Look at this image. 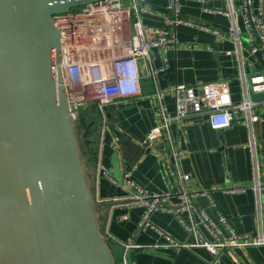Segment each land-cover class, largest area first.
<instances>
[{"label":"crops","instance_id":"obj_1","mask_svg":"<svg viewBox=\"0 0 264 264\" xmlns=\"http://www.w3.org/2000/svg\"><path fill=\"white\" fill-rule=\"evenodd\" d=\"M262 19H264V0ZM235 5L237 0H231ZM128 4V1H126ZM207 6L216 10L226 7L225 0H208ZM146 11L137 12V18L143 25L161 27L162 14L167 13L166 0H144L139 3ZM198 0H183L180 16L206 25L219 28L226 33L229 20L220 13H208L202 10ZM134 18L130 11L129 21ZM235 19L241 31V52L246 63V72L262 67L257 54H249L246 38L242 34L240 17ZM130 31L125 28V35ZM175 37L180 44L176 49H168L160 54L156 49L149 51V61H137L140 76V92L127 98L113 97L105 107L109 114L100 129V141L96 143V161L91 164L87 142L81 141L80 149L84 157L88 175L89 191L96 208L98 226L101 233L121 245L137 244L130 251L131 264H264V245L244 247L223 251L215 258L205 248H177L167 246L166 236L180 243H186L191 237L179 226L176 218L169 213L153 212L149 219L155 226L138 227L143 208L138 205L127 207V192L111 184L106 172L116 180L131 169V180L146 190L170 192L168 203H175L180 188L176 181L177 172L187 173L189 178L184 186L189 191H208L220 213L230 223L237 234L252 233L258 223L255 216L254 190L251 187L253 169L250 160L249 142L252 139L259 146L261 176L264 185V102H256L253 113L259 118L248 128L235 111V119L228 128L215 130L204 119H185L178 126L171 125L175 146L183 157L177 167L165 143L158 142L155 149L142 151L137 141L147 134L157 122L152 111L155 104L156 88L172 84H196L225 79L230 98L236 103L241 98L240 82L237 78L238 56L232 53L233 44L229 39L215 37L200 29L180 24L174 28ZM215 49V50H213ZM230 52L227 54L226 52ZM155 71V72H153ZM172 95L165 94L164 104L167 111L172 110ZM89 107L87 114L89 113ZM84 112V111H83ZM105 123L112 124L119 133L111 132L110 144L101 142ZM77 124V122H76ZM82 140V139H80ZM103 170L104 172L102 173ZM106 171V172H105ZM243 186V190H235ZM234 189V190H233ZM260 227L264 234V188L260 192ZM195 204L210 213L206 196L194 198ZM125 214V219L118 217ZM119 263V261H117ZM120 264V263H119Z\"/></svg>","mask_w":264,"mask_h":264},{"label":"water","instance_id":"obj_2","mask_svg":"<svg viewBox=\"0 0 264 264\" xmlns=\"http://www.w3.org/2000/svg\"><path fill=\"white\" fill-rule=\"evenodd\" d=\"M95 1L103 0H0V264H119L123 256L99 229L91 171L54 69L61 30L52 16ZM249 100L264 102V92L249 91ZM90 111L95 123L83 140L94 165L104 122L95 103ZM104 130L108 145L119 132Z\"/></svg>","mask_w":264,"mask_h":264},{"label":"built area","instance_id":"obj_3","mask_svg":"<svg viewBox=\"0 0 264 264\" xmlns=\"http://www.w3.org/2000/svg\"><path fill=\"white\" fill-rule=\"evenodd\" d=\"M128 1V4L126 3ZM144 0H103L81 6L78 11L69 10L64 14L52 16L53 24L61 30L57 53L58 65L63 78L64 91L68 100L69 112L74 121L80 117L91 104L95 103L96 110L103 114L102 107L106 106L113 97L127 98L140 92V76L137 61H149V51L156 49L160 54L168 49H176L178 43L174 28L180 24L203 30L223 39H229L233 44L232 53L238 56L237 78L240 82L241 98L233 103L225 79L196 84H172L163 88H156L155 104L152 111L157 117L156 124L146 135L137 141V147L142 151L153 150L158 142L165 143L174 164L184 152L174 144L171 125L178 126L185 119H204L210 128L215 130L228 128L235 119L234 112L244 124L251 128V124L259 118L253 113L256 102L249 100V91L264 92V19H262V0H237L235 5L231 0H225L224 9H212L207 6L208 0H198L202 3V10L208 13H220L229 20L226 33L219 28H213L201 21H193L180 16V5L183 0H166L167 13L162 14L161 27L142 24L137 18V12H144L140 6ZM130 11L134 18L129 21ZM239 16L242 34L246 38L248 53L259 55L262 67L252 72L245 71L246 63L241 52L242 35L239 31L235 16ZM114 16V18H112ZM109 26V33L102 31V26ZM130 31L125 35V28ZM117 43L115 50L110 46ZM109 50V51H108ZM229 54L230 52H226ZM155 72V71H153ZM172 95V110H166L165 94ZM203 118V116H205ZM104 120V119H103ZM104 122V121H103ZM250 160L253 169L255 198V216L258 218L256 229L250 234H237L227 218L219 212L208 191H189L184 186L189 178L187 173L177 172L176 181L180 188L176 194V202L168 203L170 192H154L146 190L134 183L130 178V170L122 174L120 181L109 175L111 184L120 187L126 194V206L138 205L143 208L138 227L155 229L149 216L153 212L169 213L176 218L181 229L191 240L180 243L170 236H166L167 246L177 248H205L215 258L223 251L264 245V234L261 231V198L260 192L264 185L260 183L261 162L259 146L251 139L249 142ZM104 172V171H103ZM238 187L235 190H243ZM234 190V189H233ZM206 196L209 200L210 213L199 208L194 198ZM125 219V214L118 217ZM105 236V234H104ZM106 237V236H105ZM107 238V237H106ZM123 256L118 259L120 264H129L126 252L138 247L137 244L123 245Z\"/></svg>","mask_w":264,"mask_h":264},{"label":"trees","instance_id":"obj_4","mask_svg":"<svg viewBox=\"0 0 264 264\" xmlns=\"http://www.w3.org/2000/svg\"><path fill=\"white\" fill-rule=\"evenodd\" d=\"M85 111H87V109ZM85 111L75 121V128L79 133L78 138L82 139L83 142H85L83 139L91 132L90 129L95 123V118L93 117V113L90 111V106L88 111L91 115L87 114Z\"/></svg>","mask_w":264,"mask_h":264},{"label":"bare ground","instance_id":"obj_5","mask_svg":"<svg viewBox=\"0 0 264 264\" xmlns=\"http://www.w3.org/2000/svg\"><path fill=\"white\" fill-rule=\"evenodd\" d=\"M112 18H114V16H113ZM102 27H103V28H102V31H103V32H107V33H109V31H110L109 26L104 25V26H102ZM116 45H117V43L111 45L110 48H109V50H110V51H111V50H115V49L117 48ZM109 50H108V51H109Z\"/></svg>","mask_w":264,"mask_h":264},{"label":"rangeland","instance_id":"obj_6","mask_svg":"<svg viewBox=\"0 0 264 264\" xmlns=\"http://www.w3.org/2000/svg\"><path fill=\"white\" fill-rule=\"evenodd\" d=\"M81 9V6H78V7H73L71 10H75V11H78V10H80ZM243 39V38H242ZM75 129V131H76V128H74ZM76 134H77V136H79V133H78V131H76ZM117 181H120V179L119 180H117ZM130 252V251H129ZM129 264H131V261H130V263Z\"/></svg>","mask_w":264,"mask_h":264}]
</instances>
